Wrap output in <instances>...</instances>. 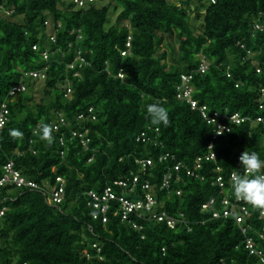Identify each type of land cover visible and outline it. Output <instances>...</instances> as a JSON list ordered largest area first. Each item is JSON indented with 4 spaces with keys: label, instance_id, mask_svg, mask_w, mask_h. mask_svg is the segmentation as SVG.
<instances>
[{
    "label": "trees",
    "instance_id": "1",
    "mask_svg": "<svg viewBox=\"0 0 264 264\" xmlns=\"http://www.w3.org/2000/svg\"><path fill=\"white\" fill-rule=\"evenodd\" d=\"M78 1L0 0V175L11 161L39 186L1 187L0 264H264L247 253L233 215L212 216L223 199L232 212L246 207L248 234L264 250V213L236 199L230 184L242 151L264 159V29H253L264 19V0ZM109 7L116 14L106 26ZM189 12L200 16L198 26ZM188 72L192 97L229 127L213 139L216 125L175 98L180 74ZM16 84L23 90L10 94ZM153 102L166 108V127L151 123L146 106ZM57 113L63 122L48 143L40 129ZM233 113L243 120L224 117ZM144 129L160 143L137 141ZM72 130L87 131L86 147ZM210 142L214 159L193 169L201 178L187 175ZM165 151L173 161L157 160ZM140 157L153 160L145 173ZM176 161L182 166L170 170L165 188L163 174ZM131 173L140 174L133 191L113 184H131ZM56 176L64 188L54 205L47 192ZM106 185L132 200L149 193L155 203L131 214L132 227L112 214V201L102 223L92 218L86 192ZM210 198L213 208L202 211ZM160 211L176 219L173 227L152 217Z\"/></svg>",
    "mask_w": 264,
    "mask_h": 264
},
{
    "label": "built area",
    "instance_id": "2",
    "mask_svg": "<svg viewBox=\"0 0 264 264\" xmlns=\"http://www.w3.org/2000/svg\"><path fill=\"white\" fill-rule=\"evenodd\" d=\"M210 3H214L215 0H209ZM78 3H81V0L78 1ZM253 29L254 30H262L264 29V19L262 20H255L253 23ZM129 39L130 37L127 38L125 42V46H129ZM126 53V50L121 51V55H124ZM46 56V53H43V57ZM69 66H72L70 64ZM205 69V65H199V70L203 71ZM35 75V73H32ZM117 76L120 78L122 77V72L119 69ZM192 74L190 73H184L181 74L180 76V82L176 85L175 87V98L178 100L184 101L189 105V109H194L197 110L201 116L202 119H204L207 123H213L216 125V129L213 132L212 139L218 136L222 131H228L229 127L225 124L220 122L218 119H220L221 115L217 111H213L209 114L207 110V105L206 104H200L196 99L192 97V92H193V86L191 85V78ZM24 86L22 84H16L11 87L9 93L13 94L18 90H23ZM71 91L70 87L66 88L65 95H68L69 92ZM58 118L55 121H50L48 126L56 130L58 128V125L63 122V118L57 113ZM93 118V115L91 116ZM223 117V115H222ZM226 118H229L233 120L234 122H239L243 120L242 117H239L237 113L230 114L229 116H225ZM256 120L260 121V118H257ZM1 119H0V124H1ZM157 127H154L152 131L157 133ZM87 131L84 130L83 132L77 131V130H72L71 135L76 136L79 138V141L84 147H86V144L89 140L88 136L86 135ZM156 136V135H155ZM151 134L148 133L147 130H141L137 135H136V140L141 141V142H152V143H160L159 141L156 140V138H153ZM153 139V140H152ZM208 151L207 153L204 154L203 158L201 156L197 157V159L194 161L193 168H186L184 170L187 175H193L196 177L201 178L200 174H195L193 169H197L200 166V162L202 159L204 160H213L214 159V151L212 150L211 147V142L208 144ZM174 155L172 153H169L168 151L165 152H160L157 156L158 161L165 160L169 158V160L173 161ZM136 162L138 164V171L141 173L147 172V170L152 166L153 160L150 157H140L136 159ZM180 166H182V163L180 161L174 162L172 167H169L168 170L163 174L162 177V183L161 185L163 187H168L170 175L172 171L171 169L177 170ZM217 169H219L217 167ZM1 175H0V191L1 187L4 185L10 184L16 188H20L23 186H27L29 188H39L38 184L29 180H26L25 177L21 175V173L13 167V164L11 161H8L4 163L1 166ZM140 174L136 173L130 174L131 178V184L126 181L128 179H117L113 181V184L118 185L120 187H128L129 191H133L135 189V183L138 181V176ZM231 175V174H230ZM215 183L221 184L220 178L217 177L214 180ZM148 183L144 182L142 184V188L147 189ZM63 188H64V179L61 176H56L54 178V182L52 184V187L50 190H48V201L51 204H58L62 198H63ZM176 193L179 194L180 191L176 190ZM87 196L89 197L88 201L86 202L87 204L92 206V218L96 219L99 218L102 223L106 222L107 220V212L108 210L112 207V201H116L115 203V208L111 211L113 215L119 214L120 219L122 221L128 220L130 221V216L131 214H136L137 216L140 215V212L142 209L148 210L152 207V205L155 203L154 202V197H152L151 194L145 193L142 199H136L132 200L129 199L127 196L123 194H117V192L109 185H106L101 193L95 192L94 190H87L86 192ZM5 199V196H0V203ZM213 199L210 198L206 202L201 204V210L206 211L209 209H212L213 205ZM224 207L220 212H217L213 210L212 216L215 217H226L229 216L230 214L233 215L236 223L238 224L240 228V232L243 235V243H244V248L247 250V253L249 255L255 256L258 261L264 263V250L260 247H258L257 243L253 239V237L248 234V230L250 228L249 224L246 223L245 218L248 216V211L246 210V207L240 206V208L236 209L238 211L232 212L234 208H229L226 207L228 204L227 200L222 201ZM5 207L0 208V215L3 213V210ZM264 213V210H260L258 215L259 217ZM152 217L156 218V220L161 221L165 220L166 224L169 227H173L175 225L176 219L172 216L166 215L164 211H160L159 213L152 212ZM183 220V219H182ZM245 221V222H244ZM244 222V223H243ZM130 224L132 227H136L137 224H135L134 221H130ZM261 230H264V221L261 226ZM259 236H262L261 232H259ZM9 264H14L13 262Z\"/></svg>",
    "mask_w": 264,
    "mask_h": 264
},
{
    "label": "clouds",
    "instance_id": "3",
    "mask_svg": "<svg viewBox=\"0 0 264 264\" xmlns=\"http://www.w3.org/2000/svg\"><path fill=\"white\" fill-rule=\"evenodd\" d=\"M146 112L153 125H163L166 127L169 124L168 112L159 102L148 104ZM52 131L47 124L42 125L40 139L51 143L54 139ZM10 134L16 138H21L23 135L19 130H12ZM238 161L241 172L234 171L230 175V184L235 198L247 202L254 208L264 210V159L260 158L255 151L249 152L244 150L240 153Z\"/></svg>",
    "mask_w": 264,
    "mask_h": 264
},
{
    "label": "rangeland",
    "instance_id": "4",
    "mask_svg": "<svg viewBox=\"0 0 264 264\" xmlns=\"http://www.w3.org/2000/svg\"><path fill=\"white\" fill-rule=\"evenodd\" d=\"M93 1H94V4L96 6H100V5H105L108 0H93ZM169 1H175L176 2V1H179V0H169ZM115 14H116V12H114L112 10V7H109L108 15H107L108 16L107 17L108 20L105 23L106 26L113 22V19H114L113 17H115ZM188 17H190L191 25H193V26H198L199 25L200 20H201L200 16H195L194 12H189V16Z\"/></svg>",
    "mask_w": 264,
    "mask_h": 264
}]
</instances>
